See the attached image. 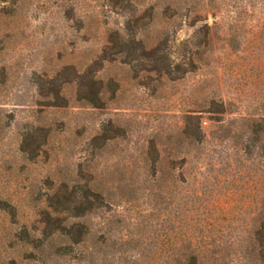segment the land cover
Here are the masks:
<instances>
[{
    "label": "rangeland",
    "instance_id": "1",
    "mask_svg": "<svg viewBox=\"0 0 264 264\" xmlns=\"http://www.w3.org/2000/svg\"><path fill=\"white\" fill-rule=\"evenodd\" d=\"M151 2L0 0V264H103L92 242L56 251L87 185L103 198L86 221L104 264H165L187 245L249 264L264 216V0H217L158 50Z\"/></svg>",
    "mask_w": 264,
    "mask_h": 264
},
{
    "label": "trees",
    "instance_id": "2",
    "mask_svg": "<svg viewBox=\"0 0 264 264\" xmlns=\"http://www.w3.org/2000/svg\"><path fill=\"white\" fill-rule=\"evenodd\" d=\"M216 1L217 0H153V2L145 8L144 14L147 15L148 18L158 21V24L161 25V30L156 39L158 43L157 48L155 49L158 50L161 45L169 40V29H176L181 18H192V22L195 23L201 20L205 12H211L212 16H216L220 11ZM144 18L145 17L140 19ZM214 25H217V23L215 22ZM210 29L209 25L205 24L198 30L201 38L194 45L196 48L195 56H197V62L202 60V53H200L199 49L210 43ZM152 70L159 80L163 78L166 79L172 74L169 63L162 57L155 59L154 68ZM187 118L195 121L194 123L197 125V116L188 115ZM92 199L103 201L101 194L91 188V185H87L79 199L74 202L75 213L73 218L77 220L73 222L69 228L67 225L68 218L58 220L61 227L58 235H56L58 238L56 251L59 254H64V252L71 250L73 246L85 248L87 243L92 242L93 245L91 250L102 254V262L104 264L106 263L107 256L104 249L102 250V246L104 245V240H102L103 236H100L99 239L96 240L95 235L91 234V230L86 221V215H88L93 208V204L91 203ZM29 243L32 244L31 241ZM244 258L249 261V264H264L263 215L258 217L255 221L254 231L253 234L250 235V239L246 245L245 255L240 259L244 260ZM225 261V257H218L215 251L210 254L199 255L190 245H187L184 253L167 259L165 264H226Z\"/></svg>",
    "mask_w": 264,
    "mask_h": 264
}]
</instances>
